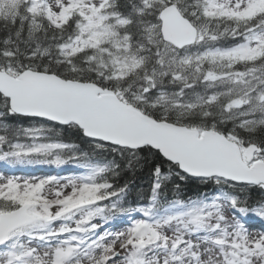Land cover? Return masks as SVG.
<instances>
[{
    "label": "snow or ice",
    "instance_id": "snow-or-ice-1",
    "mask_svg": "<svg viewBox=\"0 0 264 264\" xmlns=\"http://www.w3.org/2000/svg\"><path fill=\"white\" fill-rule=\"evenodd\" d=\"M0 264H264V0H0Z\"/></svg>",
    "mask_w": 264,
    "mask_h": 264
}]
</instances>
